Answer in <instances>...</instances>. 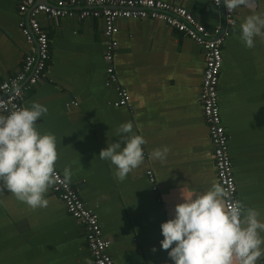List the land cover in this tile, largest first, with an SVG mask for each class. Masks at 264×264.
<instances>
[{
	"label": "crops",
	"instance_id": "crops-1",
	"mask_svg": "<svg viewBox=\"0 0 264 264\" xmlns=\"http://www.w3.org/2000/svg\"><path fill=\"white\" fill-rule=\"evenodd\" d=\"M20 1L0 0V81L21 68L29 51L17 28ZM161 1L184 8L207 29L222 21L211 0ZM234 11L236 26L222 47L220 116L237 199L264 220V39L246 48L239 38L244 17L264 12V0H247ZM38 21L49 40L48 75L24 91L23 107L33 101L47 107L37 127L56 136V171L63 176L70 169L69 182L98 216L115 264H171L160 249L159 225L172 217L184 191L202 192L217 183L199 102L202 50L162 22L119 20L113 66L130 105L115 108L114 86H105L103 22L44 15ZM126 122L146 143L143 162L121 181L98 156L118 141L116 130ZM165 146L166 159L153 160L151 152ZM45 195L49 205L33 210L6 189L0 194V264H93L82 226L50 188Z\"/></svg>",
	"mask_w": 264,
	"mask_h": 264
},
{
	"label": "clouds",
	"instance_id": "clouds-1",
	"mask_svg": "<svg viewBox=\"0 0 264 264\" xmlns=\"http://www.w3.org/2000/svg\"><path fill=\"white\" fill-rule=\"evenodd\" d=\"M212 2L217 6L222 2L230 12L246 5L247 0ZM239 27L240 40L252 48L255 38L264 39V12L245 16ZM47 111L46 106L33 101L30 106L0 114V194L6 189L33 210L49 205L45 194L57 175L56 136L37 127ZM116 137L118 141L108 143L98 158L107 161L114 177L123 181L143 162L146 141L133 132L130 122L117 128ZM168 151L166 146L154 149L151 157L163 162ZM63 179H71L67 167ZM226 195L220 183L202 192L190 187L180 194L181 202L174 205L172 217L159 225L160 249L167 250L171 264H257L264 257L261 213L245 208L239 200H226Z\"/></svg>",
	"mask_w": 264,
	"mask_h": 264
},
{
	"label": "built area",
	"instance_id": "built-area-1",
	"mask_svg": "<svg viewBox=\"0 0 264 264\" xmlns=\"http://www.w3.org/2000/svg\"><path fill=\"white\" fill-rule=\"evenodd\" d=\"M211 4L221 12L222 21L214 28L207 29L184 8L161 0H21L17 6V28L29 51L23 57L21 68L0 81V114L6 115L13 108L23 107L24 91L47 79L50 47L48 35L38 21L40 15L54 20L77 18L99 19L103 22V37L106 41L104 61L107 65L105 86H114L117 98L111 105L115 108L130 105V94L118 84L114 72L113 63L118 47L115 40L118 33L116 23L119 20L141 19L162 22L191 39L202 50L204 67L199 102L213 146L217 183L226 189V200H238L228 137L221 122L218 101L222 47L236 26V16L235 11L228 12L222 2L217 6L211 0ZM56 173L49 188L62 202L67 213L82 226L93 264H115L108 253L110 241L103 235L98 216L82 201L71 183L65 182L58 171ZM146 174L153 183L151 172ZM258 264H264V257Z\"/></svg>",
	"mask_w": 264,
	"mask_h": 264
}]
</instances>
